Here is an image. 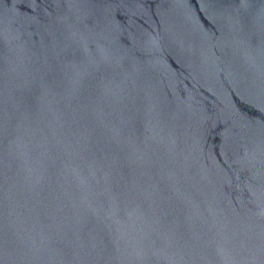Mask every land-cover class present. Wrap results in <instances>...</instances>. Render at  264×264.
I'll use <instances>...</instances> for the list:
<instances>
[{
	"label": "water",
	"instance_id": "water-1",
	"mask_svg": "<svg viewBox=\"0 0 264 264\" xmlns=\"http://www.w3.org/2000/svg\"><path fill=\"white\" fill-rule=\"evenodd\" d=\"M0 264H264V0H0Z\"/></svg>",
	"mask_w": 264,
	"mask_h": 264
}]
</instances>
